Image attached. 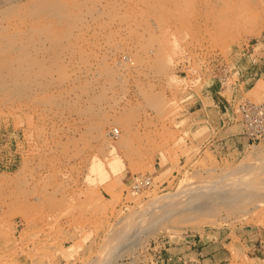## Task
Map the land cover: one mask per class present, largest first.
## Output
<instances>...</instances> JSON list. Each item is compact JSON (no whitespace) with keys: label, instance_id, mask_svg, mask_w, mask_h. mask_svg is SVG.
Instances as JSON below:
<instances>
[{"label":"rangeland","instance_id":"374dc122","mask_svg":"<svg viewBox=\"0 0 264 264\" xmlns=\"http://www.w3.org/2000/svg\"><path fill=\"white\" fill-rule=\"evenodd\" d=\"M26 9L20 60L0 50V264H264V138L247 143L238 109L264 101L247 53L264 38V0ZM136 175L151 184L133 195ZM216 180L234 186L229 201L167 206Z\"/></svg>","mask_w":264,"mask_h":264},{"label":"bare ground","instance_id":"6f19581e","mask_svg":"<svg viewBox=\"0 0 264 264\" xmlns=\"http://www.w3.org/2000/svg\"><path fill=\"white\" fill-rule=\"evenodd\" d=\"M37 1L38 0H0V50L2 48H4V47H8V48L13 47V51L17 52L18 53V56H19V58H17V60L18 59L20 60V54H21L22 49H23V45H24V43H23V41H24L23 40L24 34L29 29V27H31L33 25V22H35V20H36L35 17H32L31 14L28 13V10L26 8H28L29 5L35 4ZM99 8H101V6H99ZM99 13H101V12H99ZM48 24L49 25H53V22L51 20H49L48 21ZM52 42L53 41H51V43ZM68 60L70 62L71 57ZM86 69L84 71H82V74H87L88 73V71ZM117 69L118 70L115 72V76L119 72L125 70V66L122 65V64H119L118 67H117ZM90 72H91V75H92V71H90ZM93 72H95V71H93ZM96 72L98 74V72H100V71H96ZM93 75H94V73H93ZM100 135H102V134L100 133ZM96 137H97V134H96ZM118 138H119V136H118ZM122 141H124V139ZM252 152H253L252 150L249 151V152H246L245 158L243 156L242 159H244V160L245 159L246 160L249 159L250 160V158H251V160H252V157H253ZM256 155H257V153H256ZM163 174H160V176L163 175ZM228 177H230V176H228ZM222 180H218V181L216 180V182L213 181L214 183H210L208 185H206L207 184L206 183L205 185L200 186V187H197L196 189H193V190H190V191L188 190V192L186 191V193L184 195H176L175 197L172 196L173 198H171V200H168L166 202L167 203V206H169V209H172V210H176V209H180L181 210L182 209L183 212H184L183 214L193 213L195 211H203L204 209H205V211H207L206 209L211 210L212 207L214 205H216V204H214V203H216V201H220V202H223V203L225 201L226 202L229 201V199H230V192L234 190V186H231V185L228 188H224L223 185H222L224 181H222ZM231 181H232V179H231ZM207 182H209V181H207ZM198 185H196V186H198ZM242 185H245L244 182H243ZM236 188H237V186L235 187V190H236ZM240 188H242V187H239L237 189H240ZM235 193H236V191H235ZM209 195H213V197L211 199H207ZM223 197H225V199H222ZM134 198L137 199V197H134ZM228 204L231 206L232 202H230ZM234 204L235 203L233 202L232 208H230V206L228 205L229 209L232 210L231 211V215H232V213H235L236 214V212H238L236 209H238L239 207H238V205H236L238 207L237 208ZM224 209L226 210L227 208H224V205H223V210ZM229 209H227V210L229 211ZM219 213H217V214H219ZM227 215H228V213H227ZM238 215H241V214L238 213ZM226 216H225V218L224 217L223 218L226 219L227 218ZM229 216H230V214H229ZM229 216H228V218H229ZM244 217H246V216L244 215ZM244 217H242V218L244 219ZM246 218H245V220H246ZM224 219H222L221 222L224 221ZM191 220L195 224H200V222L198 220H196V219H191ZM216 220H218V219H216ZM245 220H243V222ZM249 220H251V219H249ZM208 222L212 226H218L221 223V222H217V221H208ZM238 222H239V219H238ZM236 224H238V223H236Z\"/></svg>","mask_w":264,"mask_h":264},{"label":"built area","instance_id":"2783aa9c","mask_svg":"<svg viewBox=\"0 0 264 264\" xmlns=\"http://www.w3.org/2000/svg\"><path fill=\"white\" fill-rule=\"evenodd\" d=\"M261 56L258 57L256 49ZM252 65H258L259 74L264 73V38L257 42L255 46L247 50ZM259 63V64H257ZM229 77L228 71L223 72L217 76L220 84H224ZM241 116L242 133L248 142L254 144L264 138V101L260 103L242 102L238 106ZM112 135L118 136V131L114 129ZM151 180L148 177L136 175L132 178L130 189L132 194H137L145 188H148Z\"/></svg>","mask_w":264,"mask_h":264},{"label":"crops","instance_id":"0c3cea01","mask_svg":"<svg viewBox=\"0 0 264 264\" xmlns=\"http://www.w3.org/2000/svg\"><path fill=\"white\" fill-rule=\"evenodd\" d=\"M202 110V107H198L197 109H195L194 111H193V114H199L200 113V111ZM238 141V139L237 138H232V137H230L229 139H228V142L230 143V144H234V143H236ZM247 143H249L248 141H247Z\"/></svg>","mask_w":264,"mask_h":264}]
</instances>
